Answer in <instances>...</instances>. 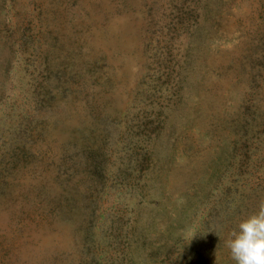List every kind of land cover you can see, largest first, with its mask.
<instances>
[{
  "label": "rangeland",
  "instance_id": "1",
  "mask_svg": "<svg viewBox=\"0 0 264 264\" xmlns=\"http://www.w3.org/2000/svg\"><path fill=\"white\" fill-rule=\"evenodd\" d=\"M264 201V0H0V264H235Z\"/></svg>",
  "mask_w": 264,
  "mask_h": 264
},
{
  "label": "clouds",
  "instance_id": "2",
  "mask_svg": "<svg viewBox=\"0 0 264 264\" xmlns=\"http://www.w3.org/2000/svg\"><path fill=\"white\" fill-rule=\"evenodd\" d=\"M225 246L235 264H264V201L229 232Z\"/></svg>",
  "mask_w": 264,
  "mask_h": 264
}]
</instances>
